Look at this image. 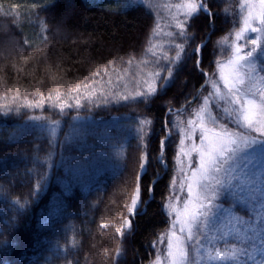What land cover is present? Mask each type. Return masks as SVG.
Segmentation results:
<instances>
[{"label": "trees", "instance_id": "1", "mask_svg": "<svg viewBox=\"0 0 264 264\" xmlns=\"http://www.w3.org/2000/svg\"><path fill=\"white\" fill-rule=\"evenodd\" d=\"M13 3H20V8H12ZM0 4V25H3L0 27L3 53L0 96L11 97L18 92L21 98L32 101L40 92L66 93L76 84L93 79L97 70L103 76V69H109L107 76L96 77L105 95L93 101L82 100L86 107L67 110V115H58V109L50 108L47 103L43 109L21 108L19 115L0 113V185L7 190L5 195H0V227L5 228L11 242L0 245V264H66V258L73 259L74 264H148L156 255L159 237L169 228L170 214L165 206L172 191L170 181L178 171L179 139L172 135L167 141L171 145L166 144L165 150L160 144L166 127L175 130L168 122L174 121L176 115L166 109L194 107L198 103L194 97L205 75L197 70L191 47L207 39L201 67L206 73L215 72L213 61L224 58L217 54L216 42L233 27L222 15L228 3L209 0L215 30L209 27L208 17L202 13L190 21L188 31L195 40L189 42L180 70L175 72L171 85L158 91L148 103L118 99L116 93L123 92L125 84L129 91L134 90V85L127 82L128 77L117 81V76L125 69L130 73L136 71L135 63L129 67L127 61L145 55L155 22L160 21L156 10L144 6L113 10L119 7L120 0H0ZM33 4L37 7L33 8ZM161 12L162 19L167 13L162 4ZM37 17L47 21V31H40ZM13 19L23 20V24L17 26ZM25 38L28 44L24 43ZM10 41L16 42L13 49L7 47ZM29 54H33V59L25 64L20 56ZM109 77L112 84L105 82ZM188 100L190 105L186 104ZM2 103L5 101L0 100ZM77 114L83 117L81 121H73ZM28 116L60 119L61 140L74 123L82 125L86 132L83 142L66 150L57 148L52 167L47 170L48 181L36 198H31L29 193L36 175L44 169L38 163L36 173L28 171L33 167L34 136L25 134L14 142L5 140L26 123H32ZM145 117L151 125L147 137V174L141 176L140 185L141 198L148 203L145 211L133 217L125 205L130 204L142 155L135 124ZM105 129L116 138L112 143L107 142ZM38 143L43 157L47 140L41 138ZM120 143L126 149L123 163L113 148V144ZM158 151L164 155L166 169L160 163ZM64 159L88 163L83 170L70 172L62 165ZM153 178L156 182L149 194L148 186ZM67 184L71 185L70 191L65 188ZM14 197H28L32 203L23 212L14 213L11 204ZM14 214L15 225L6 227ZM124 216L132 220L133 227L121 238L113 226H119ZM102 223H108L109 228H101ZM73 234L79 242L76 249L69 245ZM57 242L67 246V251H54ZM118 247L123 253L114 259Z\"/></svg>", "mask_w": 264, "mask_h": 264}, {"label": "snow or ice", "instance_id": "2", "mask_svg": "<svg viewBox=\"0 0 264 264\" xmlns=\"http://www.w3.org/2000/svg\"><path fill=\"white\" fill-rule=\"evenodd\" d=\"M225 3L228 7L223 8L222 15L233 27L216 42L217 54L224 58L213 61L215 72L206 73L201 61L207 39L192 46L191 55L196 58V68L205 75L204 83L194 97L198 103L194 107L166 109L176 115V119L168 123H172L177 134L182 136L177 158L180 181L177 183L173 179L169 184L173 191L165 207L172 221L166 238L158 241L166 244L165 256L162 259L157 255L154 264H264V0H225ZM135 6L156 10L157 14L161 7L158 0H120L119 7L113 10L122 11ZM11 7L19 9L20 3H13ZM163 8L170 14L168 27L171 30L165 32L160 21L156 20L145 55L139 60L131 57L127 61L129 67L135 63L136 71L130 73L125 69L117 76V81L128 77L127 82L134 85V90L129 91L125 84L123 92L116 93L118 99L148 103L158 91L162 92L171 85L175 72L180 70L187 55L189 42L195 40L194 34L188 31L192 19L202 13L208 17L209 27L215 30L209 0H179L164 3ZM13 23L21 26L23 20L13 19ZM36 23L41 32L48 30L46 20L37 17ZM249 33L256 35L250 37ZM161 35L166 39H156ZM24 43L28 44V39L25 38ZM0 56H3L2 52ZM20 59L26 64L33 59V54L21 55ZM109 63L114 64V61ZM108 72L105 67L103 76ZM103 76L97 70L93 79L76 84L66 93L54 91L45 95L40 92L32 101H27V97L21 98L18 92L11 97L0 96V100L5 101L0 104V113L4 116L10 113L19 115L21 108L43 109L47 103L50 108L58 109V115H67V110L86 107L82 100L93 101L105 95L103 85L96 79ZM2 80L0 77V82ZM105 82L113 83L110 77ZM186 104L190 105L191 100ZM27 119L32 123H26L5 140L14 142L25 134L34 136L33 167L28 171L36 173L38 163L44 169L36 175L29 193L31 198H36L48 181L47 170L52 167L51 160L57 155V148L66 150L83 142L86 132L82 125L74 123L61 140L60 119L48 116H28ZM72 119L81 121L83 117L77 114ZM150 125L147 117L135 124L142 155L130 204L125 205L133 217L139 214L144 204L140 179L147 174ZM117 128L119 132V126ZM170 135L171 129L166 127L161 147ZM104 136L109 143L116 139L108 129H105ZM41 138L48 144L43 157L38 143ZM113 148L123 163L124 145L113 144ZM158 154L160 162L164 163L162 153L158 151ZM86 163L88 161L85 160L75 163L71 159L62 161L70 172L83 170ZM155 182L153 178L148 186L149 194ZM65 188L70 191L71 185L67 184ZM6 191L4 185H0V195H5ZM31 203L32 199L28 197L11 198L14 213L23 212ZM15 223L14 214L6 227L11 228ZM100 227L107 229L109 224L102 223ZM113 227L115 233L123 238L126 232L130 233L132 220L124 216L119 226ZM10 243L5 228L0 227V245ZM69 245L72 249L79 247L75 234ZM56 250L65 252L67 246L57 242ZM122 253L118 247L114 259ZM66 264H74L73 259L66 258Z\"/></svg>", "mask_w": 264, "mask_h": 264}, {"label": "rangeland", "instance_id": "3", "mask_svg": "<svg viewBox=\"0 0 264 264\" xmlns=\"http://www.w3.org/2000/svg\"><path fill=\"white\" fill-rule=\"evenodd\" d=\"M176 2H179V0H158V3L161 5L162 4V6H163V4L164 3H176ZM163 10L165 11V12H167L164 16H163V18L161 19V13L163 14V12H161V7H160V9L158 10V13H159V16H160V23H161V26L163 27V29H164V31L166 32V31H169V30H171L169 27H168V24H169V20H170V14H169V12L168 11H166L164 8H163ZM183 17H181V19H182ZM250 37H254L256 34H254V33H249L248 34ZM162 39H166V37H164L163 35H161L160 37H158V40H162ZM7 44H9V45H7V47H9L10 49H13L14 47H15V45H16V42L15 41H10V42H8ZM218 78V77H217ZM176 119V118H175ZM181 119H183V117H181ZM175 128V127H174ZM172 135H174L175 137H176V139H182V136L181 135H179V134H177V131H176V129L175 130H173V131H171V135L168 137V139L165 141V143H164V145H163V147H162V150H165V147H166V144L169 146V145H171V143L170 142H168L167 143V141L169 140V139H172L173 137H172ZM172 137V138H171ZM164 137H162V139H163ZM181 147V145L179 144L178 145V157L180 156V153H179V148ZM163 152V151H162ZM163 155V154H162ZM163 157H164V155H163ZM193 159H195V157H193ZM159 160H160V156H159ZM161 163V162H160ZM163 166H164V168L166 169L168 166H167V164H166V162H165V160H164V163H161ZM177 168H179V160H178V164H177ZM175 180L177 181V183H179V181H180V176H179V172L177 171V175H176V178H175ZM173 191V190H172ZM172 191H171V195H172ZM178 191V190H177ZM170 195V196H171ZM181 199H184V196H181ZM147 203H148V201H146L144 204H143V207L139 210V212H143V211H145V209H146V205H147ZM168 203V202H167ZM167 205V204H166ZM171 221H172V216L170 215V223H169V228L167 229V231H166V233L165 234H163V236L161 237H159V240H160V238H166V234L170 231V224H171ZM158 240V241H159ZM157 241V243L155 244V250H156V255L154 256V258H152L151 260H150V262L148 263V264H154V261H155V258H156V256L157 255H159V256H161V258L163 259L164 258V256H165V251H166V244H161V243H159Z\"/></svg>", "mask_w": 264, "mask_h": 264}]
</instances>
